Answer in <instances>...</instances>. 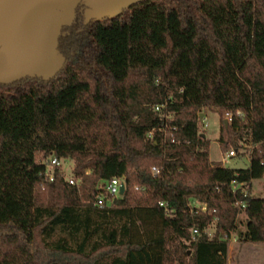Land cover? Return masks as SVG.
<instances>
[{
  "label": "trees",
  "instance_id": "trees-1",
  "mask_svg": "<svg viewBox=\"0 0 264 264\" xmlns=\"http://www.w3.org/2000/svg\"><path fill=\"white\" fill-rule=\"evenodd\" d=\"M83 10L55 78L0 86V264H227L231 235L264 245V0H147L86 25ZM206 108L222 154L253 147L248 168L209 161ZM50 156L76 186L44 180Z\"/></svg>",
  "mask_w": 264,
  "mask_h": 264
},
{
  "label": "water",
  "instance_id": "water-1",
  "mask_svg": "<svg viewBox=\"0 0 264 264\" xmlns=\"http://www.w3.org/2000/svg\"><path fill=\"white\" fill-rule=\"evenodd\" d=\"M145 1L0 0V86L26 78L47 82L63 70L65 58L58 50V40L62 29L74 24L78 7L84 9L86 25L113 20ZM119 191L122 196L124 184Z\"/></svg>",
  "mask_w": 264,
  "mask_h": 264
},
{
  "label": "rangeland",
  "instance_id": "rangeland-1",
  "mask_svg": "<svg viewBox=\"0 0 264 264\" xmlns=\"http://www.w3.org/2000/svg\"><path fill=\"white\" fill-rule=\"evenodd\" d=\"M3 91L6 89L0 88V92ZM202 115L203 121L200 122L199 132L209 141V161L214 164H222L227 169L242 170L248 168L253 147L248 142L240 141L236 156L227 160L226 163H221L225 156L221 153L218 144L222 121L214 109L206 108L202 110ZM224 121L227 123L226 126L224 125L227 128L230 122L228 118L223 120V123ZM232 150L234 149L230 148V151ZM71 167V161L64 162L63 169L67 174H70ZM250 192L253 197L264 199V179L253 181L250 185ZM197 207L199 209L205 208L199 205ZM239 219L242 220L243 216H239ZM209 233L211 235L213 230L209 229ZM228 245L227 264H264V245L239 243L233 236L228 241Z\"/></svg>",
  "mask_w": 264,
  "mask_h": 264
},
{
  "label": "built area",
  "instance_id": "built-area-1",
  "mask_svg": "<svg viewBox=\"0 0 264 264\" xmlns=\"http://www.w3.org/2000/svg\"><path fill=\"white\" fill-rule=\"evenodd\" d=\"M162 108H163V106H160V107L157 106V107H155L154 111L155 112H159L160 109H162ZM242 117H243V115L241 113L238 112L236 114V118L242 119ZM165 118L168 119L169 116L167 115V116H165ZM201 121H203V119ZM228 121L231 122L232 121V117H228ZM235 156H236V152L234 150H232V151H230L229 153H227L223 157L221 163H226L227 160H230V159H232ZM43 164L45 165L44 172H43V178H44V180L46 182H48V183L52 182L53 179H54V171L56 169H58V168H61L62 169L61 173L63 174V178H64L65 182L68 185H70V186H76L77 185V182L74 180L73 176L71 175V172H70V174H67L65 172V170L63 169V166H64V162L63 161L58 160L57 158H55L53 156H50L49 158H47L46 161L43 162ZM150 171H151V173H152V175L154 177L160 174V170L158 168H155V167H152ZM122 184H124V183H123V181L121 179L114 178V179H112L111 181H109L108 183L105 184L104 192L111 199H114V198L120 196V191L119 190H120V186ZM235 188H236V186H235ZM135 190L138 191L137 188H135ZM94 207L97 208V209L110 208L111 207V202H110V204H106L102 198H98L94 202ZM159 207H164V204L163 203H159ZM193 207L195 209H197L198 211L205 212V208L199 209V207H197L196 205L193 206ZM235 207H237L238 209H241V210H243L245 208V206L242 203L238 202V201L235 203ZM209 229L210 228L204 229L202 233L205 234V235L210 236ZM199 233L200 232L198 230L193 229L191 231L192 238H195L196 236H198ZM231 237H232V235L230 236V238Z\"/></svg>",
  "mask_w": 264,
  "mask_h": 264
}]
</instances>
